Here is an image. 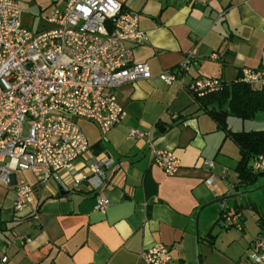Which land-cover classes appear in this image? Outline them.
Returning a JSON list of instances; mask_svg holds the SVG:
<instances>
[{"label": "crops", "instance_id": "obj_1", "mask_svg": "<svg viewBox=\"0 0 264 264\" xmlns=\"http://www.w3.org/2000/svg\"><path fill=\"white\" fill-rule=\"evenodd\" d=\"M16 1L20 22L35 32L50 27L41 13L65 2ZM117 1L139 15L138 26L147 40L133 47L132 55L134 61L148 63L151 77L118 87L116 98L126 112L122 122L103 137L93 124L98 134L87 139L88 152L76 162L73 175L63 171L39 184L18 173L19 180L34 188L29 203L18 212L13 208L15 181L9 187L0 182V264H144L140 252L158 243L177 264H216L212 252L222 254L221 264H253L247 249L264 233V223H257L258 217L264 221V207L255 201L246 205L256 215L257 230L251 235L245 233L244 205L238 198L247 193L234 197L232 207L222 201L212 208L223 230L231 228L222 224L221 204L241 213L242 255L236 260L219 247L217 234L205 232L207 216L201 220L213 200L254 186H238L237 146L185 88L177 82L166 85L158 75L176 68L192 49L185 81L204 76L228 84L242 68H264V0H208L206 5L187 0ZM251 123L254 129L249 130L264 129V112L256 113ZM227 124L240 131L230 125L236 123ZM129 129L148 133L149 141L128 136ZM150 143L176 156L179 167L174 174H165L152 162ZM107 159L112 164L106 182L92 190L85 181L88 165ZM204 160L212 161V167ZM60 190L66 193L60 195ZM97 197L109 200L104 213L94 209ZM34 204L36 218L30 213ZM19 235L24 238L17 239Z\"/></svg>", "mask_w": 264, "mask_h": 264}, {"label": "built area", "instance_id": "obj_2", "mask_svg": "<svg viewBox=\"0 0 264 264\" xmlns=\"http://www.w3.org/2000/svg\"><path fill=\"white\" fill-rule=\"evenodd\" d=\"M187 2L206 5L208 0ZM19 15L16 0H0V182L9 187L15 181L16 212L29 203L34 189L17 174L29 171L39 184L63 171L73 175L76 162L89 149L74 118L91 122L103 137L126 114L116 98L118 87L151 77L148 63L136 62L132 55V48L147 40L138 26L139 15L117 0H65L62 8L41 13L50 25L41 32L24 26ZM194 53L188 51L176 68L158 77L166 85L177 82L196 97L226 85L221 78L204 76L185 81ZM236 80L264 89V68H242ZM128 136L149 141L148 133L137 129H129ZM149 145L152 162L165 174H174L179 161L172 151ZM111 164L110 159L90 162L85 181L92 190L105 184ZM203 164L213 165L210 160ZM251 164L253 170L264 171V156ZM108 204L107 198L97 197L94 209L104 213ZM221 207L223 226L242 229L240 211ZM30 213L37 217V204L30 206ZM247 257L264 264V234L250 242ZM140 259L144 264H177L159 243L142 250Z\"/></svg>", "mask_w": 264, "mask_h": 264}, {"label": "trees", "instance_id": "obj_3", "mask_svg": "<svg viewBox=\"0 0 264 264\" xmlns=\"http://www.w3.org/2000/svg\"><path fill=\"white\" fill-rule=\"evenodd\" d=\"M215 122L224 135L237 146L239 159L235 166L238 186L246 188L255 183L264 171L252 169V161L264 156V129L232 131L227 124L229 115L240 119H252L258 112H264V89L237 80L222 86L219 90L201 97L193 96ZM259 227L263 219L257 218ZM261 234H264L262 231ZM213 237L211 234H207Z\"/></svg>", "mask_w": 264, "mask_h": 264}, {"label": "rangeland", "instance_id": "obj_4", "mask_svg": "<svg viewBox=\"0 0 264 264\" xmlns=\"http://www.w3.org/2000/svg\"><path fill=\"white\" fill-rule=\"evenodd\" d=\"M60 7L62 8L64 4H59ZM81 130L84 132L86 135L87 139L92 140L94 137H96V134H98L97 129L95 126L87 121L86 119L83 118H74ZM229 123H236V124H230L232 125V129L234 130H249V129H254L253 124L251 123L252 119H240L237 117H233L229 115L226 119ZM231 144V143H230ZM232 178H235V173L232 172ZM20 177H24L25 181L27 182H33L35 180V177L29 172V171H23L18 174ZM256 189L255 191L251 193H247L246 195H242L241 197H238L242 201L243 211L245 214V233L247 235L254 234L257 230V223H256V215L251 211V208L246 207V205L252 203L255 201V203L258 205V207H264V173L260 174L257 178V180L254 183V186H251L248 190H253ZM237 198V200H239ZM233 198L227 199L224 202L229 204L231 207L234 205ZM239 204V201H237ZM220 202L217 203H212L208 205V209L206 211L202 212L201 215V220L203 217L206 215L208 220H207V226L205 228V232L208 230L213 231V234H217L216 237L218 238V244L219 247H223L224 252L229 253L230 255H233V258L236 260L237 258L241 257L242 255V250L239 244V234L241 233V230L231 228L229 230H223L217 221V212L214 211L212 208H216L219 206ZM213 210V211H210ZM205 218V219H207ZM206 222V221H205ZM228 242H231L228 249L225 248L226 244ZM226 249V250H225ZM200 252L197 251L196 259H199V254ZM213 256L211 257V261L216 264H221L220 260L223 259L221 253H214L212 252ZM224 263V261H223Z\"/></svg>", "mask_w": 264, "mask_h": 264}, {"label": "water", "instance_id": "obj_5", "mask_svg": "<svg viewBox=\"0 0 264 264\" xmlns=\"http://www.w3.org/2000/svg\"><path fill=\"white\" fill-rule=\"evenodd\" d=\"M253 190H255V189H253ZM253 190H246V191L237 192V193H234V194H231V195H227V196H225V197L215 199V200H213V201L210 202V203L222 202V201H225V200H227V199H231V198L237 197V196H239V195H241V194L248 193V192L253 191ZM65 193H66V192L63 191V190H60V191H59V194H60V195H64ZM200 209H201V208H198L197 213H199Z\"/></svg>", "mask_w": 264, "mask_h": 264}]
</instances>
